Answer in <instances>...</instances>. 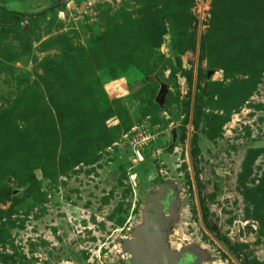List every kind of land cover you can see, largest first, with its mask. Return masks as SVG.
Wrapping results in <instances>:
<instances>
[{"label": "rangeland", "instance_id": "rangeland-1", "mask_svg": "<svg viewBox=\"0 0 264 264\" xmlns=\"http://www.w3.org/2000/svg\"><path fill=\"white\" fill-rule=\"evenodd\" d=\"M139 226L264 264V0H0V264Z\"/></svg>", "mask_w": 264, "mask_h": 264}, {"label": "water", "instance_id": "water-1", "mask_svg": "<svg viewBox=\"0 0 264 264\" xmlns=\"http://www.w3.org/2000/svg\"><path fill=\"white\" fill-rule=\"evenodd\" d=\"M123 251L129 254L127 264H193L199 254L191 247L171 251L163 244L160 230L136 227L123 242Z\"/></svg>", "mask_w": 264, "mask_h": 264}, {"label": "trees", "instance_id": "trees-1", "mask_svg": "<svg viewBox=\"0 0 264 264\" xmlns=\"http://www.w3.org/2000/svg\"><path fill=\"white\" fill-rule=\"evenodd\" d=\"M170 38H171V41H173L175 38H176V35L171 27V33H170Z\"/></svg>", "mask_w": 264, "mask_h": 264}]
</instances>
